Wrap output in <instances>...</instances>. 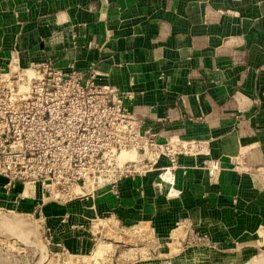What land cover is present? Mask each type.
Returning a JSON list of instances; mask_svg holds the SVG:
<instances>
[{
  "label": "crops",
  "instance_id": "1",
  "mask_svg": "<svg viewBox=\"0 0 264 264\" xmlns=\"http://www.w3.org/2000/svg\"><path fill=\"white\" fill-rule=\"evenodd\" d=\"M47 63L114 87L160 143L200 142L178 155L173 183L161 155L117 192L61 200L28 184L29 205L48 203L51 245L86 251L118 226L237 262L264 253V0H0V75ZM22 186L0 175V201Z\"/></svg>",
  "mask_w": 264,
  "mask_h": 264
},
{
  "label": "built area",
  "instance_id": "2",
  "mask_svg": "<svg viewBox=\"0 0 264 264\" xmlns=\"http://www.w3.org/2000/svg\"><path fill=\"white\" fill-rule=\"evenodd\" d=\"M93 77L89 75L85 79L78 70L63 72L48 63L24 72L0 75L1 175L11 182L22 180L29 185L41 182L50 196L65 200L106 186L117 192L123 179L152 171L157 159L165 155L171 164L162 168L159 176L173 183L178 155L198 151L200 142L170 140L160 143L156 133L143 129L142 119L129 110L114 87L99 86ZM53 91L68 95V100L77 105L75 110L62 114L73 121L72 130L68 132L77 148L68 159L69 137L63 128L57 137L49 140L46 148L49 158L48 154L43 160L34 155L30 161L36 164L25 165L16 152L15 105L28 100L35 92H45L48 97ZM56 117L50 113V118ZM41 118L44 119L42 115ZM140 150L143 151L140 158L124 159V154ZM30 151L35 152V145ZM218 168V164L208 167L210 176H214Z\"/></svg>",
  "mask_w": 264,
  "mask_h": 264
},
{
  "label": "rangeland",
  "instance_id": "3",
  "mask_svg": "<svg viewBox=\"0 0 264 264\" xmlns=\"http://www.w3.org/2000/svg\"><path fill=\"white\" fill-rule=\"evenodd\" d=\"M55 91L48 97L45 92H35L28 100L15 105L16 152L25 165L36 164L30 161L34 155L43 160L48 154L49 158L50 153L46 151L49 140L57 137L63 128L69 137L66 157L69 159L75 153L77 146L68 132L72 130L73 121L62 114L75 110L77 105L68 100V95ZM51 112L57 116L55 119L50 118ZM32 145H35L34 153L30 151ZM51 154L56 155L55 152ZM18 182L23 185L19 196L11 197L10 192V197L0 201V264H264V253L248 255L237 262L227 249L220 251L194 243L177 248L165 246L164 241L163 247L157 245L159 241L150 230L144 231V238H141L138 229H120L118 226L99 233L98 240H93L94 244L91 242L86 251L58 250L50 244L49 232H45L48 217L44 206L48 203L29 205L28 184L22 180L14 181ZM37 185L48 194L41 182L31 184L32 190L36 192Z\"/></svg>",
  "mask_w": 264,
  "mask_h": 264
},
{
  "label": "bare ground",
  "instance_id": "4",
  "mask_svg": "<svg viewBox=\"0 0 264 264\" xmlns=\"http://www.w3.org/2000/svg\"><path fill=\"white\" fill-rule=\"evenodd\" d=\"M125 155V154H124ZM262 264V263H261Z\"/></svg>",
  "mask_w": 264,
  "mask_h": 264
}]
</instances>
